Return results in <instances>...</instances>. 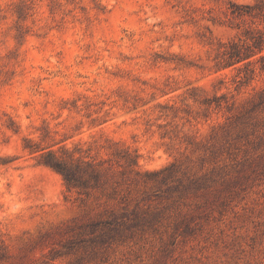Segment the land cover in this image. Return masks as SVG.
Segmentation results:
<instances>
[{"label": "rangeland", "instance_id": "374dc122", "mask_svg": "<svg viewBox=\"0 0 264 264\" xmlns=\"http://www.w3.org/2000/svg\"><path fill=\"white\" fill-rule=\"evenodd\" d=\"M255 1L0 0V264H264V49L218 62Z\"/></svg>", "mask_w": 264, "mask_h": 264}, {"label": "trees", "instance_id": "16d2710c", "mask_svg": "<svg viewBox=\"0 0 264 264\" xmlns=\"http://www.w3.org/2000/svg\"><path fill=\"white\" fill-rule=\"evenodd\" d=\"M263 4L264 0H256L252 5L231 4V7L235 6V8L231 9L230 12L236 15L248 13L256 15V17H263ZM243 7L247 9L245 13L241 10ZM252 10L256 11L253 12ZM242 35L244 36L243 38L240 36L222 45L223 49L218 56L220 64L230 66L262 52L264 49V31L261 28L245 30ZM259 59L264 60V54H260ZM262 99H264V94L259 95V100ZM118 156L124 159L123 163L125 166L136 165V155H131L130 152L124 151L122 155ZM44 157V163L62 176L68 189L74 188L79 191L89 186H96L101 181L104 171H106L101 167L100 163L76 162L60 157L53 151H47Z\"/></svg>", "mask_w": 264, "mask_h": 264}]
</instances>
